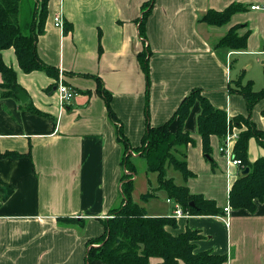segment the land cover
<instances>
[{
  "label": "crops",
  "instance_id": "0c3cea01",
  "mask_svg": "<svg viewBox=\"0 0 264 264\" xmlns=\"http://www.w3.org/2000/svg\"><path fill=\"white\" fill-rule=\"evenodd\" d=\"M35 1L39 5L41 0ZM148 1L48 0L36 51L57 71L55 77L45 71L24 73L12 48L1 52L27 102L2 96L0 88V153H7L0 158V264H85L89 247H97L89 242L103 235L112 211L121 206L123 176L132 181V201L147 217L174 219L175 227L165 228L174 237L187 230L198 235L194 253L225 257L222 264H264V199L255 201L253 212L229 205L240 168L229 163L220 151L225 140L216 136L209 141L213 163L204 157L196 128L198 102L183 126L193 143L177 148L193 177L185 180L180 174L178 183L170 179L213 201L221 211L218 216L186 215L163 191L141 202L140 196L152 193L151 188L135 196L136 171L122 166L117 126L97 94L99 84L110 94V108L129 142L128 154L143 162L134 149L141 146L146 110L149 125L160 127L193 89L201 90L227 118L246 117L243 97L229 89L239 81L251 82L255 92L264 88V10L251 9L264 7V0H153L141 35ZM232 5L242 10L225 25L200 21L209 11L222 12ZM57 15L61 28L54 24ZM19 24L26 32L30 22L21 25L19 17ZM231 31L245 37L244 49L216 48ZM143 51L148 81L138 58ZM60 83L77 93L69 104L61 105L56 91ZM250 115L255 127L264 131V98ZM176 128L173 121L169 131ZM244 129L233 130L238 134ZM262 157L264 148L250 139L247 160L252 164ZM160 193L166 199L158 208L150 201ZM176 208L182 217H174ZM161 262L150 258L148 264Z\"/></svg>",
  "mask_w": 264,
  "mask_h": 264
},
{
  "label": "trees",
  "instance_id": "16d2710c",
  "mask_svg": "<svg viewBox=\"0 0 264 264\" xmlns=\"http://www.w3.org/2000/svg\"><path fill=\"white\" fill-rule=\"evenodd\" d=\"M34 12L27 31L24 32L19 24V11L24 0H0V75L4 90L2 96H14L17 86L15 72L4 65L1 52L12 48L15 52L19 67L24 73L33 71H45L55 77L57 71L45 65L37 55L36 42L39 35L43 34L46 19V6L48 0H41L38 5L35 0ZM153 6V0H149L143 6V13L139 25V33L143 35L144 22ZM242 8L232 5L222 12L209 11L200 21L212 26H223L229 18ZM68 31H65V34ZM234 32V31H233ZM232 31L221 39L216 48L228 50L244 49L245 37H237ZM141 69L148 81L149 70L147 53L143 51L138 56ZM252 83L242 85L236 82L230 93H236L243 97L247 116H235L227 118L225 111L214 108L208 100L201 95V90L193 89L186 96L172 118L160 127L149 125L146 110V129L141 139V146L134 149L146 164V171L157 175V187L152 193L148 192L140 196V201L154 197V193L163 191L169 200L178 204L183 213L191 216H218L220 209L211 200L193 195L185 186H178L170 178H166V167H172L182 174L185 180L192 178V173L187 169L185 156L178 153L177 148L192 144L193 140L184 132L183 126L187 120L193 105L198 102L199 114L196 119L197 133L202 141L203 154L209 163H213L209 157L211 153L210 137L216 136L225 139L226 134L234 128H245L237 134L233 146L232 158L240 162V173L234 181L229 193V205L234 209H244L253 212L255 201L264 199V157L250 164L247 160V146L250 139H255L264 148V131L255 127L251 120V111L254 105L264 98V88L255 92ZM99 94L106 103L108 116L117 126V140L122 147V166L129 168L132 173L136 169L130 163V146L124 136L121 125L118 124L114 113L110 108V94L99 84ZM146 107H148V94L146 93ZM35 112V111H33ZM173 121L177 128L174 133L169 131ZM7 156L0 153V158ZM180 157L181 160L177 159ZM244 169L248 173L242 175ZM125 180V181H124ZM123 200L121 206L112 211L113 218L105 223V232L99 238L89 242L85 264L92 261H100L104 264H148L150 258H160V264H222L225 257L212 256L208 253H194L193 241L198 238L194 232L187 230L179 236H172L165 228H174L175 220L164 217H147L144 208L134 203L131 198L133 183L127 176L122 177Z\"/></svg>",
  "mask_w": 264,
  "mask_h": 264
},
{
  "label": "rangeland",
  "instance_id": "374dc122",
  "mask_svg": "<svg viewBox=\"0 0 264 264\" xmlns=\"http://www.w3.org/2000/svg\"><path fill=\"white\" fill-rule=\"evenodd\" d=\"M34 7H35V3L33 0H24L19 11L21 25L24 24L25 22L28 23L31 21L32 14L34 12ZM130 162L133 163L136 167L135 196L136 197L139 196V194L144 193L146 190L148 191L150 188L155 189L157 187V175L146 173L145 164L142 160L134 159L131 157ZM165 172H166V178H172L175 181V183L180 182L181 176L179 172L175 171L171 167H166ZM146 178L149 181L147 182V184H145V182L147 181ZM165 199L166 198L164 194L160 193L158 194L157 198L150 201V203L155 207L160 208L162 207V205H165Z\"/></svg>",
  "mask_w": 264,
  "mask_h": 264
},
{
  "label": "built area",
  "instance_id": "2783aa9c",
  "mask_svg": "<svg viewBox=\"0 0 264 264\" xmlns=\"http://www.w3.org/2000/svg\"><path fill=\"white\" fill-rule=\"evenodd\" d=\"M252 10H259V9H263L264 7H258V6H252L251 7ZM54 24L55 27H62V21L59 15L55 16L54 18ZM56 91L59 94V99L62 104H69V102L75 97L77 96V93L75 90H72L71 88L67 87L66 85H64L63 83H60L57 87H56ZM237 138V134L236 131L233 130L231 133H229L228 135H226L225 137V147H222L220 149V151L229 159V163L233 166H239L240 162L238 160H235L232 158L233 156V150L229 149V144L234 142ZM224 212L228 213L229 212V208L225 207L223 209ZM183 214L181 213V211L176 208L175 212H174V217H182Z\"/></svg>",
  "mask_w": 264,
  "mask_h": 264
},
{
  "label": "water",
  "instance_id": "95a60500",
  "mask_svg": "<svg viewBox=\"0 0 264 264\" xmlns=\"http://www.w3.org/2000/svg\"><path fill=\"white\" fill-rule=\"evenodd\" d=\"M15 97L19 100L20 103L24 104L27 102V97L23 91H21L19 88L16 89ZM248 173V169H245L242 172V175H245Z\"/></svg>",
  "mask_w": 264,
  "mask_h": 264
}]
</instances>
